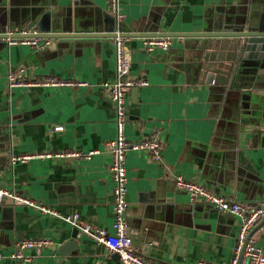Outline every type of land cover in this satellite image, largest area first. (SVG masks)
Returning a JSON list of instances; mask_svg holds the SVG:
<instances>
[{"label":"crops","instance_id":"obj_1","mask_svg":"<svg viewBox=\"0 0 264 264\" xmlns=\"http://www.w3.org/2000/svg\"><path fill=\"white\" fill-rule=\"evenodd\" d=\"M121 12V28L135 35L125 41L131 73L148 83L130 92L127 137L135 141L160 132L163 144L161 161L145 151L127 153L129 235L153 264H230L239 218L192 203L175 177L239 202H264V81L255 80L256 61L241 54L234 56L241 74L226 85L217 80L224 74L206 72L207 59L214 69L229 65L231 43L173 37L169 50L149 52L143 38L217 32L246 22L264 27V0H123ZM111 13L109 0H0V188L57 214L3 202L0 264H121L118 254L80 228L112 232L115 219L107 145L117 135L116 111L103 91L117 69L110 35L118 24ZM25 26H36L46 38L84 36L50 38L42 50L2 40ZM21 68L29 79L53 76L88 86L9 88V73ZM66 150L97 153L11 163L15 155ZM73 214L80 216L79 226L63 219ZM254 237L264 248V227ZM25 239L52 244L39 253L25 251L36 254L30 262L11 259Z\"/></svg>","mask_w":264,"mask_h":264},{"label":"built area","instance_id":"obj_2","mask_svg":"<svg viewBox=\"0 0 264 264\" xmlns=\"http://www.w3.org/2000/svg\"><path fill=\"white\" fill-rule=\"evenodd\" d=\"M123 0H109V8L114 16L118 28L114 32L116 46L117 69L116 77L111 82L103 85L105 96L112 102L116 111L117 135L108 142V149L111 153V164L109 167L111 176L115 183L114 186V210L115 219L112 232L104 229H94L91 225H81L83 233L94 235L97 241L105 245L111 252L120 257L121 264H153L144 259L139 253L134 239L129 235L127 222L128 209V177L126 168V158L129 151H145L151 154L154 160L161 161L163 144L160 132H153L149 137L131 141L127 137L126 126L128 122L129 95L132 89L147 85L145 79H138L132 75V59L130 52L125 47L127 39L135 37L122 31L121 23L123 14L121 5ZM144 44L149 52L156 49L169 50L172 45V36H144ZM7 45H27L37 50L45 49L50 46L52 39L46 38L39 33L36 26H27L16 32H7L1 35ZM9 88H61L72 89L88 86L87 82L79 80H65L56 77H41L29 79L25 76V69L10 72L8 75ZM61 128H57L59 130ZM91 151L83 154L77 150H66L61 152L46 151L32 154L15 155L11 158V163H28L33 159L51 158H74L91 157L96 154ZM0 170V175H1ZM175 184L180 191L189 194L192 203L203 202L219 212L236 216L240 220V228L234 248V256L230 264H264V248L259 244L255 237L248 240L252 231L264 220V202H239L226 195L218 193L215 189L209 188L204 184L190 181L183 176L176 175ZM5 201H11L14 205H28L44 214L57 215L52 207L43 205L30 198L19 195L16 192L0 188V205ZM63 219L74 226H79L80 216L78 214L68 215ZM52 244L49 239H25L16 245L15 250L10 255L11 259L30 262L34 255L27 256L25 251L35 250L39 253L45 247ZM0 253V262L4 259ZM197 264H217L210 261L201 260Z\"/></svg>","mask_w":264,"mask_h":264},{"label":"water","instance_id":"obj_3","mask_svg":"<svg viewBox=\"0 0 264 264\" xmlns=\"http://www.w3.org/2000/svg\"><path fill=\"white\" fill-rule=\"evenodd\" d=\"M250 22H246L241 26L226 28L217 32H207V33H184V34H160V36H172V37H200L206 38L207 41L215 42V44H232V58L229 65H218L217 68L214 69L213 64H210L212 58L207 59V64L205 70L207 73L211 72L213 77H216V74H224V77L217 76V80L220 81L223 85H226L232 76L235 74L239 76L241 74V68H235L236 64L234 63L235 57L239 54L242 56V60H255L254 68L256 69L255 80L264 81V27L260 26H249ZM123 25V23H121ZM121 25V26H122ZM26 27V26H25ZM24 28V27H23ZM122 31L125 32L122 27ZM84 35L78 34H56L52 36H48L50 38H60V37H81ZM111 37L114 34L110 35ZM47 37V36H46ZM235 56V57H234ZM234 57V58H233ZM223 69H226L225 72ZM237 71V72H236ZM236 72V73H235ZM206 73V74H207ZM218 193H222L217 191ZM264 227V220L252 231L249 239L253 238L255 234L260 231ZM76 236H74L75 238ZM71 244V243H70Z\"/></svg>","mask_w":264,"mask_h":264}]
</instances>
